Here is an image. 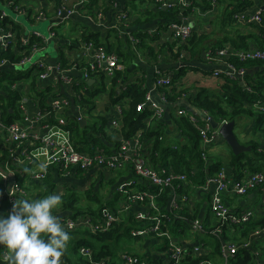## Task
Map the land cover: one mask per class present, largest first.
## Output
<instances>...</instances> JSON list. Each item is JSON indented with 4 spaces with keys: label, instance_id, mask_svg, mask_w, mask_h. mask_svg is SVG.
Returning <instances> with one entry per match:
<instances>
[{
    "label": "trees",
    "instance_id": "16d2710c",
    "mask_svg": "<svg viewBox=\"0 0 264 264\" xmlns=\"http://www.w3.org/2000/svg\"><path fill=\"white\" fill-rule=\"evenodd\" d=\"M98 1L99 0L89 1L80 11L84 12L85 15H96L99 12L105 14L107 11L109 12L111 8L113 9L112 5L114 0H107L108 5L105 7L99 6ZM192 1L202 14L207 13L211 8L208 0ZM255 1L256 0H217L219 4L225 5V11H223L221 14L222 16L219 18L220 29L223 32V36L218 40L216 46L212 47L213 50L227 48V45L240 50H249L251 48L264 50L263 38L243 35L242 30L237 29L240 28V25L237 24L239 19L235 17V14L253 7ZM259 1L264 2V0ZM137 2L140 4H147L149 7L141 9ZM15 3H19V0H16ZM4 5L5 1L0 0V15ZM115 11H123L128 14L131 25L129 29L133 37L137 39L136 43H132L128 38H122L119 36L118 31L114 29L107 30L104 35L103 31H84L81 35V39L87 43H93L96 47L102 46L107 51H113L111 49L114 47L119 57L122 68L110 79L111 85L109 95L112 105H116L121 100H125L126 106L123 109V117L120 120L119 127L115 128L116 132L121 135L122 138L126 139L133 136L138 131H141L143 141L149 144L148 151L150 153L151 164L154 168L157 169L162 167L186 175L188 178L187 185H175L174 194L188 197L191 195V187L196 188L204 185L206 179V165L201 157L199 133L192 126L187 117L178 115L177 113L175 115L174 108H183L180 107L179 104L184 100L196 110L208 112L218 123L234 121L235 125L238 116L256 114L253 130H264V113L257 111L255 108L257 103L263 102L264 70L258 72L256 78L247 75L246 87H243L238 81L223 78L222 83L218 85L219 92L211 91L206 88L197 89V83L188 84L186 82V76L190 71L199 70V67L192 63L194 61L202 63L200 57L203 51V43L208 35L203 32H198L194 27L192 35L187 40L186 44L181 45L177 41L159 42V34H148V28L151 25H154L158 31H161L165 29L169 23L180 22L181 13L186 16L197 15L195 12L191 10H182L179 6L172 9H164L157 0H131V2L129 0V3L126 2L122 8L118 10L115 9L114 12ZM216 13L217 15L219 14L218 8ZM245 20L247 21L248 17H245ZM262 20L261 26H264V14L262 15ZM8 24H11L16 31V42H11L10 46L6 49L0 46V65L1 62L8 61V69L0 67V101H2L1 110L3 111V120L6 123L19 119L18 109L16 108L19 96L18 93L12 89V85L16 80H21L26 77L21 75L22 72H16L11 64L17 63L21 57L20 53H15L14 46L20 48V50L23 49L20 43L22 27L9 17L0 20V27H4ZM234 25H236L237 28H235ZM247 26L250 27L249 29L258 27L257 24L251 22L248 23ZM227 28H229L230 31H226ZM62 33L60 29L56 30L55 40H65L64 44H60L59 48L67 46L68 43L66 41L70 38V36H66V34ZM115 39L117 40L116 44L112 42ZM35 42L36 41L33 43ZM251 45H253V47H251ZM24 48L27 50L25 54H30V50H28L27 47ZM139 54L145 59L148 58L147 62L151 65L158 63L161 56H164L161 60L164 59V62L170 65L181 62L180 66L177 68L166 67L163 69L165 72H173V74L170 83L158 87L157 90V95L164 96L167 101L168 106L166 114L170 117V125H168L164 119L158 121L154 120L152 118V112L148 108L142 112H138L136 109L137 105L144 101L146 94V72L144 69L147 67H144L140 62ZM136 59L137 61L135 62ZM58 60L61 68L64 69L70 66L69 60L65 58L63 53L58 55ZM230 61L237 67H243L247 70L255 67L264 68V60L240 62L230 58ZM132 64L136 65L134 68L135 73L139 71L141 72V76L136 77L132 82L118 89L119 84L126 83L125 77L128 67ZM41 72H43L42 68L34 66L29 69V73H26V75L29 76V82L32 86V95L36 97L38 102L40 101L41 108H43L48 106L47 100L52 96V89L49 88L47 90L49 86L45 88L43 82L39 80ZM99 73L100 72L92 74L91 77L96 78ZM101 78L102 80L106 79L103 75H101ZM105 89L103 84L101 87L91 89L86 81H81L74 84V91L77 94L74 100L78 105L91 111L95 107L94 98ZM107 125V120L102 119L99 126L94 123L91 126L87 124L85 127L81 128L80 122L74 121L69 123L67 128L70 140L76 148L80 152H90L96 147L104 149V143L100 137L94 135L95 133H99L101 135L105 134L106 136L105 128ZM168 126L175 128L179 135V138L177 137L173 145L163 141L166 136V127ZM88 128L91 129V131ZM257 144V141L248 142L246 146H251V151L242 153L238 156H235L230 149V165L237 180L243 177L242 170L246 167L252 172H262L261 164H264V151H257ZM7 158L8 150L2 147V139H0V170ZM223 168L224 163L219 161L210 163L207 169L209 175L212 176L223 170ZM18 180L23 184L24 174L21 175ZM135 180L136 184L133 192L127 187V194L117 192L109 199H106V196L100 193L104 188H109L108 184L104 185V182L100 184L99 192H95L96 185H93L90 188L91 190L84 195H79L76 190L71 188H67V190L59 193L57 191V183L52 175L47 176L42 182L31 183L32 187L29 190L37 189L41 191L42 195H40L39 198L51 193H59L62 196V203L53 210L54 215L62 213L75 218L79 217V214H81L90 215L93 219L100 217L104 207L116 209L121 202H123V205L131 204L130 199L132 195L147 191L156 195V203L161 207L162 213L169 219L167 221V228L176 236L180 234L185 236L190 229V223L199 217H203L200 215L203 207L202 203L207 201L208 195H204V199L199 200L201 203L193 204L191 207L184 205L174 214V212H170L168 209L170 198L173 195L171 188H164L160 191L158 188L140 184L138 177ZM110 183L112 184L113 181ZM3 190L4 184L0 181V194ZM32 197L33 199L37 198L35 194L32 195ZM84 200L86 201L85 204L82 203ZM146 203L145 201L143 204ZM257 214L255 218L246 223L232 225L233 231L228 232L227 229L230 226L225 225L224 227H220L218 221L213 222L211 208H207L206 216L203 220L205 232L203 236L209 239L200 241L203 244L200 253H191L187 255L180 264H200L203 261H211L216 264L218 259H220L221 264H223L222 245L224 243L228 244L227 242H233L236 245H241L248 240L252 232L264 227V211ZM164 220H166V218ZM147 226H149L148 221H139L135 219L132 212H129L125 214L120 223L114 224L105 232L92 233L88 229L81 228L75 231H68L65 229L70 239L61 257L63 264H98L103 260L105 261L108 257H110V261H107L106 264H118L120 254H129L142 260L155 261L154 256L151 255L161 250L159 241L154 240L152 237L134 235L137 230ZM219 227L222 229V234L221 236H215L213 232ZM121 240H123L122 243H120ZM139 241L145 242L141 254L131 251L134 244ZM82 247L90 249L93 263H91L88 258L81 255L80 249ZM2 255L3 249H0V260ZM261 263H264V243L261 244L257 242L253 243L250 249L240 248L234 256L229 257L227 260V264Z\"/></svg>",
    "mask_w": 264,
    "mask_h": 264
},
{
    "label": "built area",
    "instance_id": "2783aa9c",
    "mask_svg": "<svg viewBox=\"0 0 264 264\" xmlns=\"http://www.w3.org/2000/svg\"><path fill=\"white\" fill-rule=\"evenodd\" d=\"M4 7L11 9L15 14L27 16V10L21 5L16 4V0H4ZM164 9H172L179 6L182 10H191L195 14L199 13V8L193 3L192 0H157ZM211 5L210 10L205 14H211L217 11V0H208ZM85 4V3H79ZM73 14L72 9L58 8L55 12L56 21H51L48 31V37L43 36L37 31H33L31 35L20 38L21 46L23 49L14 46L15 53H20L21 57L17 63H11L15 69H21L27 63L32 62L34 54L44 49L46 45L52 40L56 39V30L62 26V23ZM75 14V13H74ZM204 14V15H205ZM264 14V7L260 8L254 15L248 17L249 22L261 24L263 22L262 15ZM98 23L103 20V13L99 12ZM181 13L180 22L169 23L165 29L158 31L152 29L148 31L149 35L159 34L160 41L173 42L177 41L179 44H186L187 40L191 37L194 30L195 19ZM9 17L6 11L2 10L0 20ZM10 18V17H9ZM34 22L47 21V14L42 11H36L32 16ZM244 18V17H243ZM12 19V18H11ZM14 20V19H13ZM15 21V20H14ZM16 23H19L15 21ZM193 24V25H192ZM130 19L128 14L123 11L117 13L115 22L109 25L108 29L118 31L119 36L128 38L132 43H136L130 31ZM36 41L35 43H33ZM11 42H16V31L11 24L0 27V46L6 49L10 46ZM31 46V47H30ZM27 47L30 54H25ZM30 47V49H29ZM84 56L90 60L85 64L81 71L83 73V81H88L92 74L102 73L106 78L111 79L115 76L116 72L120 70L121 63L115 51H107L103 47H96L93 43H86L83 47ZM230 58L236 59L240 62L264 60V50L258 48H251L249 50H240L233 47L216 49H206L201 53L200 60L205 64H216L213 67L212 77L238 81L243 87H246L247 69L237 67ZM141 60V58H139ZM8 61L1 62L0 67H5ZM181 64V62H179ZM37 66L42 68L43 72L39 75V80L44 82L52 74L60 76L61 80L70 86H74V81L69 77L70 72L76 69L75 65H70L68 68H61L60 62L54 66H44L43 63L32 64V67ZM180 66V65H179ZM164 70L157 68L152 86H146V94L144 101L137 105L138 112L144 111L148 108L152 112L154 120H161L167 111V101L164 96L157 95L158 87L168 85L171 81L173 72H163ZM30 83V82H29ZM45 88H47L45 86ZM250 90V89H249ZM75 97H77L75 93ZM29 98L22 99L18 103L19 120L6 123L1 118L0 109V139H2V147L8 150V158L3 163L0 170V181L4 184V190L0 194V211L2 204L7 206L8 213L11 211L12 205L15 200L20 198L27 199L29 197L28 190L23 184L19 182V177L24 174V181L28 179L30 182H42L47 176L52 174V170L57 168L62 176H68L71 172L83 173L89 175L92 170L103 171L107 174L120 172L127 167L132 168V171L138 177L139 183L158 188L162 191L164 188H171L173 195L170 198L168 209L174 214L180 207L193 204L187 196H178L174 194L175 185H187L188 178L185 174L177 173L165 168H154L151 164L149 147L142 139V132L138 131L129 138H122L120 146L112 152L105 149L96 147L90 152H80L76 146L71 142L68 128L69 125L62 117L63 111L68 107V101H61L55 99L48 106L40 109V113L34 118L29 117L26 108V102ZM181 102H185L182 100ZM126 106L125 100H121L115 108V117L111 124L118 128L120 120L123 117V109ZM81 111L84 109L79 106ZM257 111L264 113V97L262 103L255 105ZM198 114H193L185 108H179L178 115L185 116L189 119L192 126L197 130L200 136V151L203 162L205 163L206 179L203 186L199 188L208 191L213 188L211 195L210 208L214 213L220 227L225 225H238L243 224L255 218L258 214L255 210H246L243 212H234L225 204V195L246 196L255 190H262L264 192V173L252 172L245 170L241 179H235L230 176L225 170L219 171L212 176L208 173V165L210 164L208 158V150L211 146L218 142L224 141L218 128H213L211 120L213 119L208 112L197 110ZM82 120L78 118V122ZM24 123H35L39 125L40 130L46 131L52 128L58 129L60 132L67 134L64 140L56 139L52 134H45L39 137V134H32L29 125ZM226 123L222 122L221 124ZM36 139L37 144L32 141ZM162 140V139H161ZM47 150L51 152L46 159L37 160L38 154L36 151ZM262 149L259 148V151ZM136 184L125 183L119 187L121 193L127 194L126 188ZM156 195L147 191L135 193L131 196V204L119 205L116 209L104 207L100 217L93 219L90 215H82V217H71L68 214L58 213L56 216L62 222V226L68 231H75L79 228L88 229L92 233L105 232L114 224L120 223L125 214L132 212L135 219L149 222V226L137 230L134 235L142 237H152L160 243V253H154L155 261L142 260L136 256L129 254H120L118 264H180L182 260L191 253H200L203 244H196L189 246L188 244L179 243L178 239L167 228V221L169 220L163 213L161 207L156 203ZM146 204H143L144 202ZM134 205H138L140 209L133 211ZM142 205V206H141ZM264 206V199L263 205ZM166 218V220H164ZM217 228L213 234L221 236L222 229ZM190 230L193 232H204V222L201 219H196L190 223ZM264 237V227L255 230L251 233L248 240L241 245L234 243L222 245L224 263L227 264L229 257L234 256L240 248L250 249L253 243L256 242L257 237ZM80 253L83 257L89 259L91 263L92 255L88 248L82 247ZM6 251L1 256L0 264H6L3 257ZM62 264L63 260L61 259ZM110 261L108 257L105 261L98 264H106ZM200 264H214L211 261H203Z\"/></svg>",
    "mask_w": 264,
    "mask_h": 264
},
{
    "label": "crops",
    "instance_id": "0c3cea01",
    "mask_svg": "<svg viewBox=\"0 0 264 264\" xmlns=\"http://www.w3.org/2000/svg\"><path fill=\"white\" fill-rule=\"evenodd\" d=\"M89 1H91V0H19V3H18V4H21L28 11L27 16H24V17L26 18L27 23H29L31 25L32 24H38L37 22H34V20L32 18V16L34 15V13L36 11H38V12L42 11V12L46 13L48 20L50 22L51 21L55 22L56 21L55 12L57 11L58 8L72 9L73 14H71L68 17V19H66L64 21V23H62V26L65 24V25H68V27H69V34H67L66 30H64L62 33V34H66V36H70V38H68V40L66 41L68 43V45L63 46V48H59L60 44H64L65 40L64 41L59 40V39L54 40L53 41L54 45L52 48V54H50V51L46 52L45 55L42 56L38 62L43 63L44 66H54L59 62L58 55L60 53H63L65 58L67 60H69L70 65L71 66L75 65V67H76V69H74L69 74V77L74 81L73 84H77V83L83 81L82 80L83 79V73L81 71V68L85 64H87L88 61L90 60L88 57L84 56V54H83V47L86 45L87 42H85L81 39V35L84 33V31H87V32H92V31H101L102 32L103 31V35H104V33L107 30H110L107 27L109 25H112V23L115 22V20H116L117 13L119 11L114 12V10L115 9L118 10L119 8H122L126 2L129 3V0H114V3L112 5L113 9L111 8L109 10V12L107 11L103 15V20L99 24L97 15H85L84 12L80 11V9L84 5L89 3ZM130 2H131V0H130ZM79 3H85V4H79ZM98 5L105 7L106 5H108V2H107V0H99ZM262 7H264V2L256 0L253 7L247 8L246 10L238 12L235 14V17L239 19L237 24L240 25V29H242L243 35L261 37L264 39V26H261L262 24L255 23V24H257L258 27L251 28V29L245 28V26H247V24L250 23L248 20L247 21L245 20V17H250V16L254 15ZM216 12H214V14H217ZM212 14L213 13L204 15L201 12H199V13H197V15L190 16L189 18L191 20L192 19L196 20V21H192V22H194L193 27H195L198 30V32L205 33V32L210 31V30L212 31L214 28L212 26L213 20L210 17V15H212ZM39 23H41V22H39ZM251 23H253V22H251ZM19 24L22 27V35L24 37L31 35L33 33L32 31H29L26 26L22 25L21 23H19ZM65 25H64V27H65ZM73 25H75V26H73ZM61 27L59 29H61ZM48 29H49V27H48ZM148 29L152 30V29H156V27L154 25H151ZM37 32H39V31H37ZM221 37L222 36L220 35V32H218L216 34L215 38H214V36L207 38L205 40V42L203 43V51L202 52H204L206 49H209V48H212L213 46H216V43H218V40ZM159 42H162V40ZM100 47H102V46H100ZM229 47H231V46L227 45V48H229ZM251 47H253V45H251ZM64 48H67V50H68L67 53L63 51ZM72 48L73 49L76 48V55L75 56L72 55L71 52H69ZM162 57L164 58V56H161L159 58L160 60L158 63H156V64L154 63L153 65H151V64H149V62H147L148 58L145 59L139 54V58H141L140 62L142 63V65H144V67H147L144 69L146 72V75H145L146 86H152V84L154 83V77H155V72H156L157 68H160L163 70L166 67L167 68H170V67L177 68L180 65L179 63L173 64V65H170L167 62L165 63L164 59L161 60ZM136 61H137V59L135 60V62ZM192 64L197 65L199 67V69L202 72H204L205 77L211 76L210 78L218 81L219 84L222 83L223 79H218V78L212 77V71L214 70V68H216V67H213L214 65H216L215 63L214 64H205V63H201L199 61H194ZM135 67H136L135 64H132L128 67L127 75L125 77L126 83L125 84H123V83L119 84L118 89H120L121 87H124V85H126L127 83H130L134 80V78H131V75H133L135 73V70H134ZM4 69H8V65H6L4 67ZM263 70H264L263 67L249 68L247 70V75H250V76L256 78L257 73L260 71H263ZM15 71L16 72H22L21 75L26 76L21 80H16L15 83L12 85V89L15 92H17L18 96H19V98L17 100L16 108L18 109V103L20 100L29 98V101L26 102L27 113L29 114V117L34 118L36 115H38L40 113L41 105H40V101L38 102L36 97L32 95V86L29 83V76L26 75V73H29V69L28 70L27 69H23V70L15 69ZM17 74H19V73H17ZM101 75H103V74L99 73V75L96 78H91L90 79V80H92L91 84H89L87 82L89 88L93 89L96 87H101V85H102ZM203 81H205V80H203ZM43 84H44V86H49L47 88V90L49 88L52 89V92H51L52 96H50L48 98L47 103H50L55 99H59L61 101H68L69 102L68 107L64 109L63 115H62L63 119L68 124L71 122L77 121L79 117H81L82 120H84L85 118L83 117V113L84 112H91V111H88L87 109L83 108L82 106L81 107L84 110L81 111V109L79 108L80 105H78L74 100L75 93H76L74 91V86L73 85L70 86V85L65 84L61 80L59 75L52 74L51 76H49L47 79L44 80ZM219 91L220 90H218L217 92H219ZM48 94H49V92H48ZM95 98H94V102H95ZM1 103H2V101H0V109H1V105H2ZM118 104L119 103H117L116 105H112L109 98L105 101V103L103 105V115H102L101 119L99 120V123L97 124V126H99L102 119L107 120L108 125L105 128L106 136H105V134L101 135L99 133H95V135H94L96 137L97 136L100 137V139L104 143V149L108 152L115 151L120 146L121 139H122L121 135H119L116 132L115 127L111 124V121L115 117V108ZM177 111H178V108H174V112L177 113ZM2 113H3V111L1 110V118L3 120L4 117H3ZM18 114H19V111H18ZM165 115L166 116H164L162 119H164L166 121V123L168 125H170L171 124L170 117L167 116V114H165ZM255 118H256V116H255ZM156 121H158V120H156ZM155 123H157V122H155ZM254 123H255V120H251V119L249 122L245 123V126L243 125V123H241L242 127L245 128L242 130V131H244L243 138L246 140V143L244 144V146H246V144L248 142H251V141L256 142L257 141L258 144H257L256 150L259 151V148H261L262 149L261 151H264V130L254 131L253 130ZM24 124L27 126L29 125V128L31 129L32 134H39V137H43L45 134H52L56 139H59L61 141L64 140L65 138H67V134L60 132L56 128H52L50 130L42 131V130H40L38 124H35V123H29V124L24 123ZM263 129H264V125H263ZM252 132H254V133L259 132V137H258V139L256 138L257 140L256 139L255 140L254 139H248L249 138L248 135ZM178 136L179 135L177 134L176 129L173 128L172 126H168V127H166V136L164 137L163 141L166 142L167 144L173 145L174 142H176ZM110 138H112V139H110ZM32 141L37 144L36 139L32 138ZM223 143H224V141L218 142V143L214 144L213 146L223 144ZM213 146H211V147H213ZM261 151H259V152H261ZM36 153L38 154L37 160H43V159H46L51 152H49L47 150H39V151H36ZM218 156L222 157L221 154H218ZM230 160H231V154L228 156L225 154V158H223V160H221L224 163L223 170H225L230 176L237 179L233 174V169L230 165ZM215 162H219V161H215ZM261 165H262V172L264 173V164H261ZM245 170H247V167L245 169H243L242 171L244 172ZM51 175L54 178L55 182L57 183V191L59 193H62L63 191L67 190V188H71V189L76 190V192L79 195H84L86 192L91 190L90 188L93 185H96L95 186V192H99L100 191V184L104 182V185L108 184L109 188H107V187L104 188L107 191H105V193H102V191H101L100 193H102L101 195L106 194V195H104V196H106V199L112 198V196L117 192L121 193L119 191V187L122 184L133 183L136 181L135 180L136 175L134 174V172L132 171V168H130V167H127L123 171L115 172L112 174L104 173L101 170L100 171L92 170L89 175H86L83 173L71 172L68 176H62L60 174V172L58 171V169L54 168L52 170ZM111 181H113L112 184L110 183ZM31 183L33 184V183H37V182H30V181H28V179H26V181H24L23 185L28 190V189H31V187H32ZM134 186H135V184L129 187V190L131 192H133L135 190ZM191 188H192V189H190L191 195L188 196V198L192 204L201 203V202H199V200L204 199L203 198L204 195H208L207 201L205 203H202L203 207H202L200 215H202L203 217L198 218V219L204 220L205 219L204 217L206 216V209L210 207L209 202L211 201V195H212L214 189L210 187L209 190L206 191V190L200 189L199 187H196V188L191 187ZM35 192H37L36 194L34 193L35 197H37V198H39V196L42 195V192L37 190V189ZM29 193H30V195L27 199H33L32 195H34V194H32V192H29ZM263 199H264V192L262 190H255L253 192H250L246 196H236V195H230V194L224 196L225 204L232 211L243 212L246 210L255 209L256 213H259V214L264 211V206H262L260 209H258L255 207V205L257 204V202L259 200L261 201V204L263 205ZM122 203L123 202H121L119 205H121ZM138 209H140V207L138 205H134L133 210L137 211ZM0 213L7 216L8 211H7V206L5 203L2 204V209H1ZM211 213L213 216V222H216L217 218L215 217V215L212 211H211ZM227 230H228V232H232L233 231L232 226H230ZM204 233L205 232H200V233L193 232L189 229L188 233L185 236L181 235V234L178 236H176V235H174V236L178 239L180 244L184 243V244H188L189 246H194L196 244H202L200 242L202 240L206 241L204 239L205 236H203ZM223 233H224V231H223ZM256 239H257L256 240L257 243H261V244L264 243V237L261 236V237H257ZM227 243L230 244L233 242H227ZM5 251L6 250L3 249V253ZM154 253L151 256H154ZM156 253H158L159 256H163V254H161L158 251H156ZM155 258L156 257L154 256V260H155ZM261 264H264V263H261Z\"/></svg>",
    "mask_w": 264,
    "mask_h": 264
},
{
    "label": "clouds",
    "instance_id": "9594fccd",
    "mask_svg": "<svg viewBox=\"0 0 264 264\" xmlns=\"http://www.w3.org/2000/svg\"><path fill=\"white\" fill-rule=\"evenodd\" d=\"M61 203L57 193L20 198L7 216L0 213V249L6 250V264H62L70 236L53 214Z\"/></svg>",
    "mask_w": 264,
    "mask_h": 264
},
{
    "label": "rangeland",
    "instance_id": "374dc122",
    "mask_svg": "<svg viewBox=\"0 0 264 264\" xmlns=\"http://www.w3.org/2000/svg\"><path fill=\"white\" fill-rule=\"evenodd\" d=\"M137 4L139 5V7H141V9H146L147 7H149V5L147 4H140L137 2ZM218 12H219V15L217 14H212L210 15L211 19L214 20L212 21V27L213 30L211 31H207L205 32V34H207V38L209 37H212L216 36V34L218 32H220V35L223 36V33L220 29V20L219 18L222 16L221 14L223 13V11H225V5L224 4H219L218 3ZM2 10H5L7 12V14L9 15L10 18L14 19L15 21L21 23L22 25L26 26L28 28L29 31H39L42 35H44L45 37H48L50 32L48 31V27L50 26V21L47 20V21H42L41 23H38V24H29L27 23L26 21V18L24 16H19L17 14H15L11 9L9 8H6V7H2ZM216 22V23H214ZM65 25V24H64ZM64 25L61 27L60 29V32L62 33L64 30H66L67 34H69V27L68 25ZM235 28H237L236 25H234ZM246 29L250 28L249 26H245ZM237 29H240V28H237ZM58 30V29H57ZM242 30V29H241ZM226 31H230L229 28L226 29ZM54 40H52L48 45L45 46L44 49L40 50L39 52H37L36 54H34V56L32 57V62L31 63H27L26 66L23 68V69H30L32 67V64H35L37 63L42 56L45 55L46 52L50 51V54H52V48H53V45H54ZM114 44H116L117 40H113L112 41ZM113 51H115L114 47L113 49H111ZM64 52H68L67 48H64L63 49ZM69 52L72 53V55H76V48L75 49H71ZM116 52V51H115ZM141 76V72H136L134 73L133 75H131V78H134L136 79V77H139ZM211 76H204V72H202L200 69L197 70V71H190L187 76H186V82L188 84L190 83H197L196 84V88H206L208 90H214V91H218L219 88H218V84L219 82L210 78ZM205 80V81H203ZM199 81V82H198ZM202 81V82H201ZM101 84V83H100ZM102 84L104 85V87L106 88L104 91L100 92L96 98H95V107L93 108V110H91V112H84L83 113V117L85 118L84 120L89 124V126L93 125L94 123L98 124L99 123V120L101 119L102 115H103V105L105 103V101L109 98L110 99V95H109V90H110V79L106 78L104 80H102ZM100 86V85H99ZM195 89V88H194ZM174 113V112H173ZM176 115V113H174ZM255 116L256 114H254L253 116L252 115H247V114H244V115H241V116H238V118L236 119V126L234 128V133L236 135V137L238 138L239 140V143L241 145H244L246 143V140L243 138V135H244V131H242L243 128L242 127V124L245 126V123L249 122L250 119L251 120H255ZM89 129V128H88ZM91 131V129H89ZM248 139H258L259 137V132H252L248 135ZM256 139V140H257ZM218 154H221L222 157H219ZM225 154L228 156L230 155V148L228 147V145L225 143L223 144H219V145H216V146H213L209 149L208 151V158H209V162L212 163V162H215V161H221L223 160V158H225ZM220 159V160H219ZM63 185V184H62ZM36 190H30L28 189V193L29 192H32V194H36L37 192H35ZM105 191H107L106 189H103L102 190V193H105ZM30 195V193H29ZM106 195V194H104ZM83 204L86 203V201H82ZM256 208L260 209L262 207V204H261V201L259 200L257 202V204L255 205ZM255 210V209H253ZM79 217H82L81 214H79ZM205 240H208L209 238L208 237H204ZM149 240V239H147ZM146 241V240H145ZM123 240H121L120 243H122ZM144 243L145 242H142V241H139V242H136L134 244V247L131 249L132 252H137L139 254L142 253L143 249H144ZM147 243V242H146ZM216 264H221V261L220 259H218V261L216 262Z\"/></svg>",
    "mask_w": 264,
    "mask_h": 264
},
{
    "label": "water",
    "instance_id": "95a60500",
    "mask_svg": "<svg viewBox=\"0 0 264 264\" xmlns=\"http://www.w3.org/2000/svg\"><path fill=\"white\" fill-rule=\"evenodd\" d=\"M91 81L92 80H88L87 82L91 84ZM179 106L185 108L187 111H190L193 114H198V111L192 106H190L187 102H181ZM86 125L87 123L85 120L80 121L81 128L85 127ZM211 125L213 128L219 129V132L223 140L225 141V143L228 145V147L231 149V151L233 152L235 156L241 155L242 153L249 152L251 150V146H244L239 143V140L237 139L234 133V128H235L234 121L221 124V123L216 122L214 119H212Z\"/></svg>",
    "mask_w": 264,
    "mask_h": 264
}]
</instances>
